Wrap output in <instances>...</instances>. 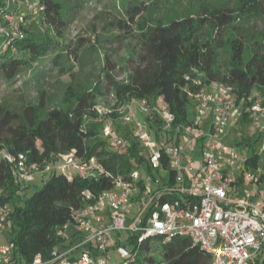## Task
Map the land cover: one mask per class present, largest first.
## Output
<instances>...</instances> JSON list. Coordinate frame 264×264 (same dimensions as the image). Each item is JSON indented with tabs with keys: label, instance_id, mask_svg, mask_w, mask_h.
I'll list each match as a JSON object with an SVG mask.
<instances>
[{
	"label": "built area",
	"instance_id": "built-area-1",
	"mask_svg": "<svg viewBox=\"0 0 264 264\" xmlns=\"http://www.w3.org/2000/svg\"><path fill=\"white\" fill-rule=\"evenodd\" d=\"M4 1L9 10L0 33L6 38L18 35V23L26 20L14 7L25 4L34 15L43 9L39 0ZM194 73L185 76L192 83L184 88L192 101L188 122L176 121L162 95L131 97L117 106L94 104L96 120L103 123L100 137L118 154L131 140L138 142L149 171L139 167L111 175L95 156L86 158L85 150L77 154L74 148L43 166L2 150L22 182L32 181L34 172L66 175L65 169L72 168L73 175H105L112 183L96 193L81 190V205L57 227L63 245L51 251L50 259L36 254L30 262L13 260L14 244L7 241L0 245V264H129L136 253L121 244L122 231L137 235L138 242L147 236L159 237L162 243L186 237L208 254L211 264H264V99L252 89L236 102L232 85L206 82L203 73ZM117 122L129 127V136L116 130ZM158 177L166 178L164 187L152 189L150 183H157ZM249 184L251 190L246 189ZM1 194L0 187V232L9 212ZM111 245L119 261H112Z\"/></svg>",
	"mask_w": 264,
	"mask_h": 264
},
{
	"label": "trees",
	"instance_id": "trees-1",
	"mask_svg": "<svg viewBox=\"0 0 264 264\" xmlns=\"http://www.w3.org/2000/svg\"><path fill=\"white\" fill-rule=\"evenodd\" d=\"M39 2L43 9L33 17L20 11L19 7L13 8L26 19L25 23H18V35L6 38L0 33V45L6 43L4 49L0 47V76L5 80L14 81L32 61L55 49L51 36L44 33L38 36L34 26L40 21L47 29L60 33L66 23L61 0ZM4 5L5 1L0 0V25L9 10ZM144 10L143 6H134L127 12L132 21ZM251 17H264V0H239L235 8L209 7L203 3L196 13L166 22L149 23L144 16L143 23L138 24L139 50L135 65L128 69L125 77L116 80L112 73L114 65L110 60L106 62L104 76L111 81L114 106L131 97L150 99L162 95L176 121L188 122L192 101L184 88L191 87L192 83L185 76H195L194 69L204 74L206 82L220 80L232 85L236 102L252 89L264 99V28L258 32L253 47L248 48L246 58L243 56L246 47L241 38L233 33L228 35V66L223 72L217 67L216 33H221L227 26L234 28L236 21ZM206 26L209 30L201 37ZM65 49L67 53L74 52L75 60L77 47L65 46ZM59 56L55 53L54 62ZM98 93L95 85L84 91L73 90L68 85L62 104L48 109L44 115L40 112L41 101L37 106L26 104L21 114L0 102V152L5 150L14 156L22 154L27 164L36 162L43 166L54 162L55 156L74 148L77 154H83L85 150L86 158L95 156L111 175L139 167L149 171L138 142L131 140L130 147L118 154L100 137L103 123L96 120L94 109ZM115 128L122 135L130 134L127 125L117 122ZM250 161L254 164L256 158ZM23 183L16 180L13 163L0 154L1 202L9 206L5 220L9 229L7 241L14 244L13 260L30 262L36 254H40L43 260L50 259L51 251L63 245L56 230L68 219L71 210L81 205V190L89 188L95 193L100 192L109 188L112 180L105 175L93 179L76 174L69 179L62 173L50 172L40 189L28 197L23 195ZM162 199L166 197L162 196ZM128 241L134 245L133 252L143 255L138 261L135 254L129 264H211L208 254L192 245L186 237H174L162 243L156 236H147L138 242L137 235H131ZM153 244L160 248V260L148 255Z\"/></svg>",
	"mask_w": 264,
	"mask_h": 264
},
{
	"label": "rangeland",
	"instance_id": "rangeland-1",
	"mask_svg": "<svg viewBox=\"0 0 264 264\" xmlns=\"http://www.w3.org/2000/svg\"><path fill=\"white\" fill-rule=\"evenodd\" d=\"M203 3L209 7L221 5L235 8L239 0H61L66 23L60 33L47 29L40 21L34 26L38 36L43 33L51 36L55 42L54 51L32 61L14 81L5 80L0 76V102L21 114L26 104L37 106L41 101L40 112L44 115L48 109L62 104L68 85L77 91L91 89L95 85L99 90L96 102L105 106L111 105L115 98L111 81L104 76L106 62L110 60L114 65L112 73L116 80L125 77L128 69L135 65L139 50L138 24L143 23L144 16L148 18L149 23L166 22L172 18L196 13ZM20 4V11L30 17L34 16L30 7ZM10 6L13 8V3ZM134 6H143L145 10L131 21L127 11ZM25 22L26 20L23 23ZM263 28L264 17H251L236 21L234 28L227 26L221 33H216V60L221 72L228 66L229 61L228 35L233 33L241 38L246 47L243 53L246 58L248 48L253 47V41ZM45 29L48 31L45 32ZM208 30L209 27L206 26L201 32V37ZM65 46L71 49L77 47L75 60L74 52L70 54L68 51V54ZM55 53L60 55L56 62L53 58ZM188 118H192V109ZM263 160L264 155L261 161ZM260 164L263 166L262 162ZM140 172L142 173L141 170ZM64 173L71 176L75 171L66 168ZM47 175L34 172L33 180L23 183V195L28 197L40 189ZM165 182L166 178H160L157 183L152 181L150 186L152 189L164 187ZM251 188V184L246 187L248 190ZM121 235V244L132 250L134 245L128 241L130 233L122 231ZM8 237L9 229L5 227L0 232V244H5ZM109 252L112 261L120 260L115 245L110 246ZM148 255L160 260L159 246L153 244ZM142 256L138 253L135 258L139 261Z\"/></svg>",
	"mask_w": 264,
	"mask_h": 264
},
{
	"label": "crops",
	"instance_id": "crops-1",
	"mask_svg": "<svg viewBox=\"0 0 264 264\" xmlns=\"http://www.w3.org/2000/svg\"><path fill=\"white\" fill-rule=\"evenodd\" d=\"M0 245H2V244H0Z\"/></svg>",
	"mask_w": 264,
	"mask_h": 264
}]
</instances>
